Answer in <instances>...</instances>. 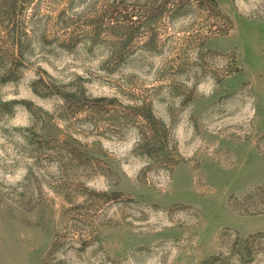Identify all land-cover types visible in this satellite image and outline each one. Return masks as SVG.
<instances>
[{
    "label": "rangeland",
    "instance_id": "1",
    "mask_svg": "<svg viewBox=\"0 0 264 264\" xmlns=\"http://www.w3.org/2000/svg\"><path fill=\"white\" fill-rule=\"evenodd\" d=\"M264 0H0V264H264Z\"/></svg>",
    "mask_w": 264,
    "mask_h": 264
},
{
    "label": "trees",
    "instance_id": "2",
    "mask_svg": "<svg viewBox=\"0 0 264 264\" xmlns=\"http://www.w3.org/2000/svg\"><path fill=\"white\" fill-rule=\"evenodd\" d=\"M263 210H264V208H261V210H254V211H252L253 213H260V212H263Z\"/></svg>",
    "mask_w": 264,
    "mask_h": 264
}]
</instances>
